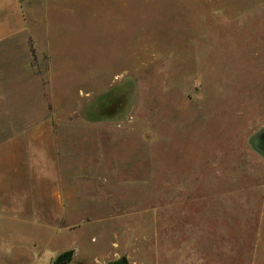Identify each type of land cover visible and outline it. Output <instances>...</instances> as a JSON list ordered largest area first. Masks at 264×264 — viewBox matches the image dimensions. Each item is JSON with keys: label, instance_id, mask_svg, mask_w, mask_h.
<instances>
[{"label": "rangeland", "instance_id": "374dc122", "mask_svg": "<svg viewBox=\"0 0 264 264\" xmlns=\"http://www.w3.org/2000/svg\"><path fill=\"white\" fill-rule=\"evenodd\" d=\"M18 115L85 200L45 262L264 264V0H0L1 168L28 184Z\"/></svg>", "mask_w": 264, "mask_h": 264}, {"label": "crops", "instance_id": "0c3cea01", "mask_svg": "<svg viewBox=\"0 0 264 264\" xmlns=\"http://www.w3.org/2000/svg\"><path fill=\"white\" fill-rule=\"evenodd\" d=\"M42 9H48L45 3L42 4ZM20 122L19 115L10 120L9 123H12L13 130H17V137H13L7 143L4 141L3 145L14 144L16 140V143L20 144V148L24 151V157L29 166L40 175L41 179L25 184L20 179H15V174L11 178L10 170H2L3 162L0 158V259H3V253L8 251L13 255L11 264L44 263L45 259H42L44 257L42 254H48L46 249L51 248L52 240L56 235L80 232L77 230L78 222L84 218L85 200L80 199L79 182L76 184V188L68 184L70 188L62 191L59 181L58 189L53 191L54 184L50 179L54 175L52 165L47 157V150L50 146L48 147L45 137L48 132L53 138V133L45 125L20 134ZM48 129L49 131H47ZM7 131L9 132L10 129L2 128L3 133ZM51 148L57 152L60 150L55 146ZM11 149L15 151V147H11ZM19 150L18 153L13 152L12 156L18 154L20 160ZM56 155L60 156L59 153ZM19 170V167L17 169L15 166L12 167L13 173H17ZM5 172H8V178H5ZM77 248L74 246L50 253L48 255L49 262L59 264L60 258L68 252H72L71 259L64 264H80L77 254L73 253ZM20 252L26 253V262L25 260L24 262L20 261Z\"/></svg>", "mask_w": 264, "mask_h": 264}, {"label": "water", "instance_id": "95a60500", "mask_svg": "<svg viewBox=\"0 0 264 264\" xmlns=\"http://www.w3.org/2000/svg\"><path fill=\"white\" fill-rule=\"evenodd\" d=\"M250 143L257 152H259L261 155L264 156V127L251 137ZM71 257H72V252H68L62 258L59 259L58 263L64 264L68 262L71 259ZM108 264H129V261L126 257H121L109 261Z\"/></svg>", "mask_w": 264, "mask_h": 264}, {"label": "built area", "instance_id": "2783aa9c", "mask_svg": "<svg viewBox=\"0 0 264 264\" xmlns=\"http://www.w3.org/2000/svg\"><path fill=\"white\" fill-rule=\"evenodd\" d=\"M36 264H55V263H48V262H38V263H36Z\"/></svg>", "mask_w": 264, "mask_h": 264}]
</instances>
